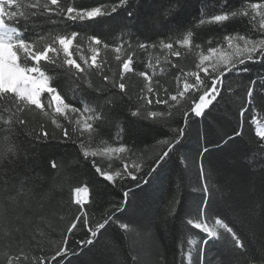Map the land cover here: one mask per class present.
Listing matches in <instances>:
<instances>
[{
    "label": "snow or ice",
    "instance_id": "6c2138e0",
    "mask_svg": "<svg viewBox=\"0 0 264 264\" xmlns=\"http://www.w3.org/2000/svg\"><path fill=\"white\" fill-rule=\"evenodd\" d=\"M146 3L147 0H112L110 4L102 2L89 7L67 0H0V228L6 234L23 232L24 225L17 210L19 201L28 198L33 186L47 178L41 177L37 171L39 165L33 144L59 140L75 145L83 157V161L77 162L90 164L94 173L122 192L123 197L109 202L110 206L97 218L96 213L87 207L93 203L89 183L73 187L71 204L77 208V214L60 234L55 247L46 251L33 238L30 244L37 245L39 255L29 256L21 249L15 254H6L5 264H72L70 258L78 254V249L83 251L85 247L94 246L110 226L118 225L124 233L134 231L131 222L121 219L133 194L130 182H134L136 188L148 184L157 169L171 158L170 154L178 153L183 141L191 134L193 121L210 115L211 110L224 99L222 93L233 91L226 83L230 73H250L253 71L250 63L264 65V0L259 3L240 0L238 7L233 6L231 0H201L200 15L188 23L181 20L187 11L188 0H155L154 10L145 16L143 9ZM209 7L216 11H207ZM121 12L125 14L126 23L121 25L120 42L114 45L92 35L87 38L85 50L78 40L81 35L79 31L63 30L71 28L72 24L101 21ZM236 22L244 25L243 31H227L228 25ZM140 25L144 28L143 32H140ZM209 26H215L221 35L207 41L206 50L199 52V63L194 71L181 70L176 75L174 94L167 89L161 94V90L154 87L153 77L148 71L138 72L147 81L146 93L139 95L138 100L148 105L165 106L164 111L147 113L159 128H167L163 132L166 138L157 141L161 145L157 157L153 161H140L137 153L124 143L93 147V134H100L104 127L111 126L113 113L120 103L126 102L127 86L124 81L127 74L136 70L138 51L149 57L155 51L167 54L163 61L159 57L155 61L149 58L147 69L159 67L163 72L166 71L164 64L177 69L179 65L171 57L179 58L182 53L176 45L201 49V44L195 41L199 30ZM184 31L186 35L182 34ZM137 32L146 37L145 41L139 40ZM176 34H180L179 38L172 39ZM125 35L127 41L123 39ZM102 48H111L115 52V60L120 65L118 80L104 74L107 61L98 59ZM93 72L105 82L103 88H93L89 80ZM65 81L75 85L71 95L66 90ZM112 89L119 90V102L110 98ZM256 91L264 92V72L250 78L246 103L239 109V129L234 130L233 135L223 141L224 144L234 142L237 137L243 139L246 113L253 104ZM93 92L100 95H93ZM29 112L42 113L55 131H49L44 124L39 126L38 131L29 128L25 115ZM130 114L139 117L140 109L137 107ZM248 123L254 126L258 150L264 154V121L253 112ZM115 126V140L120 141L125 129L118 123ZM210 151L206 146L200 155L203 157L204 153ZM105 157L119 160L120 165L104 166L97 158ZM184 160L182 156L181 163ZM49 164L51 170L59 168L55 159L50 160ZM252 170L257 169L253 167ZM259 170L264 172V163ZM211 175L212 170L206 171L201 161L200 179L207 181ZM216 190L214 184L210 188L207 182L199 188L205 194ZM171 204L170 215L180 219L185 227L190 226V230L203 234L198 240H187L189 245H197L198 258L195 262L191 249L185 253L183 241L180 242L179 264H184L185 257L187 264H211L207 252L217 242L229 247L232 252V260L218 261L217 264H256L248 242L235 223L213 209L207 195L195 214L185 211L181 216L178 211L182 209L179 197H173ZM261 206L264 207V197ZM192 235L196 236L197 233ZM135 261L136 257L133 256V264ZM259 264H264V248Z\"/></svg>",
    "mask_w": 264,
    "mask_h": 264
},
{
    "label": "trees",
    "instance_id": "16d2710c",
    "mask_svg": "<svg viewBox=\"0 0 264 264\" xmlns=\"http://www.w3.org/2000/svg\"><path fill=\"white\" fill-rule=\"evenodd\" d=\"M67 2L90 7L102 2L110 4L112 0H67ZM247 2L259 3L261 0H247ZM231 3L238 7L240 0H231ZM155 6V0H147L143 14L145 16L151 14ZM207 11L214 12L216 9L209 7ZM200 12L201 0H188L187 11L181 20L184 23L191 22L194 17L200 15ZM124 23H126L125 14L121 12L101 21L72 24L71 28L63 30L79 31L81 35L78 40L86 50L87 38L92 35L100 37L110 45L119 43L122 36L121 25ZM138 27L140 32L144 31L142 25ZM243 29L244 25L239 22L227 27L229 32L243 31ZM140 32H137V37L140 41H145L146 37L140 35ZM182 34L186 35V31ZM179 35H173L172 39H178ZM220 35V30L215 26L199 30L195 42L201 44V49L180 48L176 45L182 55L179 58L171 57V60L178 64L179 68L173 69L164 64L166 71L163 72L159 67L155 70L147 69L146 64L149 58L155 61L159 57L163 61L166 53L155 51L149 57L148 54L138 51V56L135 58L136 70L127 74L124 81L127 86L126 102L120 103L113 113L111 126L104 127L100 134H93L92 146L111 147L124 143L137 153L140 161H153L161 151V145L157 141L166 138L163 132L167 131V128H159L147 113L164 111L165 106L148 105L145 101L138 100L139 95L146 93L145 85L147 84L138 72L148 71L153 77L154 87L159 88L161 94L164 89L174 94L177 88L176 75L181 70L194 71L195 65L199 63V52L206 50L208 40L214 37L219 38ZM123 39L127 41L128 37L125 35ZM86 54L90 55L87 51ZM100 58L107 61L104 74L118 80L120 65L115 60V52L111 48L107 50L102 48L98 59ZM249 66L253 69L250 73L239 75L230 73L228 75L226 83L233 91L222 93L224 99L211 110L210 115L193 121L191 134L183 141L178 153L170 154L171 158L157 169L148 184L136 188L135 183L130 182L133 194L125 215L121 219L131 222L134 231L124 233L118 225L110 226L98 238L94 246L85 247L83 251L78 249V254L70 258L72 264H133V256L136 257L135 264H179L181 241H183L182 247L185 253L191 249L195 262L198 258L197 245H189L187 240L193 238L198 240L203 234L198 230H190V226L185 227L180 219L170 215L171 201L173 197L180 198L182 209L178 211L181 216L185 211L195 214L206 195L213 209L222 212L229 221L235 223L236 228L248 242L250 254L256 259V264H259L261 250L264 248V207L261 206L262 197H264V172L259 170V166L264 163V154L258 150V138L255 136L254 126L249 124L248 120L253 112L257 118L264 120V92H254L253 104L246 113L243 139L237 137L234 142L223 143L229 135H233L234 130L239 129V109L246 103V89L250 78L258 72H264V65L250 63ZM89 80L93 88L105 86V82L95 72L91 74ZM63 83H65L68 94L71 95V89L75 85L70 81ZM92 94L100 95L96 92ZM128 97L131 99L128 100ZM110 98L119 102V90L112 89ZM137 107L140 109V116L132 117L130 113ZM25 115L29 121V128L38 131L39 126L44 124L49 131H55L54 126L42 113L29 112ZM117 123L125 129L120 141L115 140ZM57 135H59L58 132ZM217 144L220 147H215ZM206 146L211 151L204 153L202 157L200 153ZM32 149L39 165L37 171L41 177L47 178L38 181L33 186L29 197L19 201L17 210L24 225L23 232L13 231L6 234L5 230L0 228V264H5L6 254H15L21 249L29 256L39 255L37 245L30 244L33 238L37 239L39 246L46 251L55 247L60 240V234L77 214V208L71 204L73 187L81 183H89L93 203L87 207L96 213L97 218L110 206L109 202H116L123 198L122 192L114 189L96 175L90 164L77 162L78 160L83 161V157L75 145L50 140L33 144ZM182 156L185 158L184 163H181ZM52 159L59 164L56 170L50 169L49 161ZM97 159L104 166L111 164L117 167L120 165V161L115 158L112 160L106 157ZM201 161L206 171L212 170V175L207 178V181L199 177ZM253 167L257 170L253 171ZM205 182L210 188L214 184L217 190L209 194L199 191L200 186ZM40 233L43 235L40 236ZM192 233H197V235L193 236ZM207 256L211 264L232 260L230 248L220 242L210 248ZM184 264H187L186 257Z\"/></svg>",
    "mask_w": 264,
    "mask_h": 264
},
{
    "label": "rangeland",
    "instance_id": "374dc122",
    "mask_svg": "<svg viewBox=\"0 0 264 264\" xmlns=\"http://www.w3.org/2000/svg\"><path fill=\"white\" fill-rule=\"evenodd\" d=\"M261 120V119H260ZM261 121H264V120H261Z\"/></svg>",
    "mask_w": 264,
    "mask_h": 264
}]
</instances>
